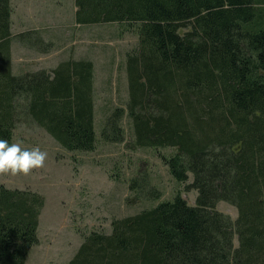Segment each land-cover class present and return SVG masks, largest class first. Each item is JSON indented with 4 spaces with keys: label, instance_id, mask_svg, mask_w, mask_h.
Wrapping results in <instances>:
<instances>
[{
    "label": "trees",
    "instance_id": "16d2710c",
    "mask_svg": "<svg viewBox=\"0 0 264 264\" xmlns=\"http://www.w3.org/2000/svg\"><path fill=\"white\" fill-rule=\"evenodd\" d=\"M75 3L78 25L121 23L138 34L125 60L126 107L111 108L98 133L89 57L14 73L13 8L0 0V137L12 142L24 121L72 151H92L100 138L171 147L172 155L160 153L167 175L196 200L179 189L160 200L161 182L135 172L131 192L157 201L114 217L109 232L85 234L67 264H264V0ZM138 179L150 196L137 190ZM45 202L38 191L0 182V264L26 263Z\"/></svg>",
    "mask_w": 264,
    "mask_h": 264
},
{
    "label": "rangeland",
    "instance_id": "374dc122",
    "mask_svg": "<svg viewBox=\"0 0 264 264\" xmlns=\"http://www.w3.org/2000/svg\"><path fill=\"white\" fill-rule=\"evenodd\" d=\"M11 4L14 73L50 70L69 57L94 61L99 133L110 109L124 106L128 99L125 60L127 52L137 47L138 34L122 31L125 27L121 23L78 25L75 0H11ZM20 32H30V36L19 41ZM123 125L126 131L130 129L127 115ZM16 141H22L25 147L39 145L48 153L45 166L27 175L0 174V182L7 187L29 188L46 199L40 215L39 242L31 248L25 264H67L85 234L92 230L109 232L114 217L154 204L157 200L131 192L127 178L135 172L141 177L146 172L154 182H161L160 200L179 189L189 203H195L196 192L184 190V184L177 189L165 169L160 153L172 155L171 147L137 149L126 141L114 143L100 138L92 151H72L61 146L45 128L24 121L17 123L12 142ZM137 182V190L145 197L149 195L142 179ZM219 209L233 218L238 215L237 208L225 201H220Z\"/></svg>",
    "mask_w": 264,
    "mask_h": 264
},
{
    "label": "clouds",
    "instance_id": "9594fccd",
    "mask_svg": "<svg viewBox=\"0 0 264 264\" xmlns=\"http://www.w3.org/2000/svg\"><path fill=\"white\" fill-rule=\"evenodd\" d=\"M48 153L39 145L25 147L22 141L0 137V174H29L45 166Z\"/></svg>",
    "mask_w": 264,
    "mask_h": 264
}]
</instances>
